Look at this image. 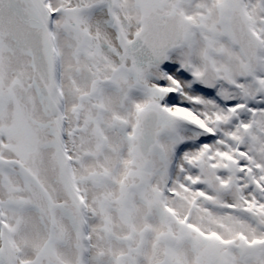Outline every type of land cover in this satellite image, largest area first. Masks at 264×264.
Returning <instances> with one entry per match:
<instances>
[{"label": "snow or ice", "instance_id": "snow-or-ice-1", "mask_svg": "<svg viewBox=\"0 0 264 264\" xmlns=\"http://www.w3.org/2000/svg\"><path fill=\"white\" fill-rule=\"evenodd\" d=\"M0 264H264V0H0Z\"/></svg>", "mask_w": 264, "mask_h": 264}]
</instances>
